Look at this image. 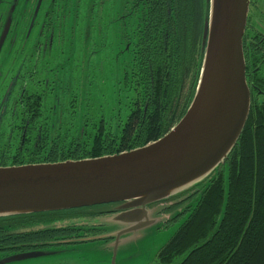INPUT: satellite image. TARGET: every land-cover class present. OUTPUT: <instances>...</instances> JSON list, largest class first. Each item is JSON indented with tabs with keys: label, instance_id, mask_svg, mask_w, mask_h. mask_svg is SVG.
Masks as SVG:
<instances>
[{
	"label": "trees",
	"instance_id": "16d2710c",
	"mask_svg": "<svg viewBox=\"0 0 264 264\" xmlns=\"http://www.w3.org/2000/svg\"><path fill=\"white\" fill-rule=\"evenodd\" d=\"M126 6L120 35L118 22L111 17L117 13L113 1L105 5L91 1V24H78L75 41L76 62L83 59L82 70L76 66L78 91L66 99L74 117L65 116L54 129L51 122L45 124L40 140L35 134L24 146L29 148L28 164L129 152L159 140L184 116L202 68L209 0H126ZM98 38L103 43L106 39L98 49L101 53L105 47L109 53V76L117 70L120 50L125 54L128 63L120 94L95 89L93 69L85 74L86 49L89 45L88 56L93 59L98 49L91 41ZM253 56L259 63V54ZM245 75L250 109L241 135L223 164L175 196L199 193L195 204L182 211L187 213L185 220L158 251L155 264H264V77L259 65H246ZM101 207L0 217V259L88 241L83 236L72 238L67 226L57 224L80 210Z\"/></svg>",
	"mask_w": 264,
	"mask_h": 264
},
{
	"label": "water",
	"instance_id": "95a60500",
	"mask_svg": "<svg viewBox=\"0 0 264 264\" xmlns=\"http://www.w3.org/2000/svg\"><path fill=\"white\" fill-rule=\"evenodd\" d=\"M247 13L248 0H209L196 91L167 134L118 155L0 168V217L116 203L135 209L204 180L223 164L248 118L250 92L242 48ZM62 252L14 255L0 259V264Z\"/></svg>",
	"mask_w": 264,
	"mask_h": 264
},
{
	"label": "flooded vegetation",
	"instance_id": "af4514ba",
	"mask_svg": "<svg viewBox=\"0 0 264 264\" xmlns=\"http://www.w3.org/2000/svg\"><path fill=\"white\" fill-rule=\"evenodd\" d=\"M91 1L81 14H84L88 27L92 20L89 13ZM104 1H113L117 13L114 14V11L111 17L118 22L117 33L124 34L126 0ZM77 4V0H0V168L31 165L27 160L29 148L24 146L31 143L35 134L38 135L37 139H41L45 124L57 121L56 125L50 123L54 129L61 125L65 116L72 113L74 117V112L67 110L66 99L71 92L78 91L76 66L82 70L83 59L76 62ZM258 24L264 26V0H248L242 39L245 67H264V32L256 28ZM85 33L90 36L91 30L87 28ZM123 41L121 39L120 42ZM122 46H119L120 49ZM89 47L85 58L88 61L85 62L87 75L92 59L91 55L88 56ZM258 54L261 59L255 63L256 56L253 55ZM119 55L117 70L113 71L118 73L117 83L113 84V90L118 94L124 90V70L128 63L122 50ZM89 91V87L86 88L85 94L88 95ZM111 122H114L113 119ZM18 155L21 157L17 158ZM183 196L166 200V209L184 201L187 197ZM163 201L159 203L163 204ZM101 206L99 209L80 210L58 222L57 226L62 224L60 226H67L65 228L72 231V238L83 236L89 239L65 248L101 240L102 226L88 222L94 217L101 214L117 216L139 210L125 203ZM162 207L165 209V205ZM170 221L171 216L166 223Z\"/></svg>",
	"mask_w": 264,
	"mask_h": 264
},
{
	"label": "rangeland",
	"instance_id": "374dc122",
	"mask_svg": "<svg viewBox=\"0 0 264 264\" xmlns=\"http://www.w3.org/2000/svg\"><path fill=\"white\" fill-rule=\"evenodd\" d=\"M77 1L79 9L77 21L80 26H83L86 19L83 17L84 14H81L88 6L89 0ZM96 1L106 4L104 0ZM82 17L84 21H81ZM256 28L264 32L263 24L256 25ZM91 42L95 43V45L91 43L95 50L100 45H106V39L103 43L102 38L93 39ZM108 61L109 53L104 47V51L101 53L98 49L90 66L93 69V78L96 80L95 89L99 88L105 94L113 91L112 85L116 84L118 80L116 78L118 73L114 72L112 76L108 75ZM261 75L264 77V67L261 68ZM109 83L111 85L108 88ZM183 191L184 189L176 192L172 197ZM191 194H185L183 197L187 198L184 201L169 209H166L168 205L166 200H162L163 204H160V201L151 202L135 208L139 210L126 214L98 215L88 222L102 226L101 240L68 247L60 254L45 255L10 264H155L158 251L171 239L185 220L187 213L181 214V212L185 207L193 206L199 197V193L192 196ZM163 205H165V209L162 207ZM137 211L138 213H135ZM170 216L171 221L166 223Z\"/></svg>",
	"mask_w": 264,
	"mask_h": 264
}]
</instances>
